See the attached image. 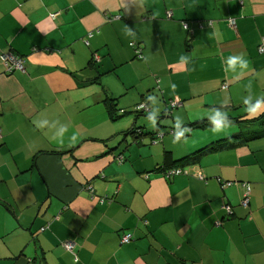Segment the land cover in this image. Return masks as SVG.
<instances>
[{"label": "crops", "instance_id": "1", "mask_svg": "<svg viewBox=\"0 0 264 264\" xmlns=\"http://www.w3.org/2000/svg\"><path fill=\"white\" fill-rule=\"evenodd\" d=\"M261 46L264 0H0V51L25 60L24 72L0 64V264H264V142L203 156L189 175L155 172L164 150L178 157L234 129L176 140L170 128L264 110ZM241 54L248 66L226 70ZM137 124L147 133H124ZM73 145L32 164L37 149Z\"/></svg>", "mask_w": 264, "mask_h": 264}, {"label": "trees", "instance_id": "2", "mask_svg": "<svg viewBox=\"0 0 264 264\" xmlns=\"http://www.w3.org/2000/svg\"><path fill=\"white\" fill-rule=\"evenodd\" d=\"M88 37H89V35H88ZM84 42L86 44L88 43V41L86 39ZM2 54H8V55L11 54V55L21 59L22 67L21 68H15L14 67L13 69H10V70H7L4 66V64L0 62V64L4 68V70L7 71L6 73H13V72H17V71L24 72V61L25 60H24L23 56L15 54L11 51H0V58H1ZM100 74L101 73L98 72L94 77L89 78L86 81L88 83H98L99 84V75ZM104 95H105L104 102H105V106L107 108L108 115H109L110 119L115 120V119L119 118L121 116V113H123L124 110H120L121 113L117 114V111H116L117 108L115 105L116 99L108 96L106 93H104ZM145 103H146V106H148L147 102H145ZM135 112L138 113L137 115H139V116H141V115L144 116V115H148L149 110L145 111V110L135 109ZM221 112H223V111H221ZM212 118H213V116L205 117L202 119L192 121L190 123H185L183 125L174 126V127L170 128L169 132H171L173 134V136L176 137L177 133L182 131L183 136H186L190 133V130L192 128H203V127H206L208 125H213ZM225 120H226V125H228V124L233 125V127H234L233 131H231V132H229L226 135H223L221 137H217L216 139L210 141L209 143H207L203 146H200L199 148H197L193 151L186 152V153H184L178 157H174L171 150H164L163 151V163L161 162L160 164L156 165L155 172L156 171L161 172L163 174V177L166 179H168L172 176H175V175H189V174L193 173V172H191L192 168H194V169L197 168L195 166H197L199 164V161H200L201 157H203V156L215 153L217 151L234 149V148L241 146V145L264 142V110L261 113L256 114V115L239 114L236 116H231V115L225 113ZM160 126L161 125H159V128L157 127L156 130L153 131L152 133L150 131L148 132V134L154 135V137L152 138V141H154V139H156V138H157V140L160 139V137L164 134L162 131H160V129H162V127H160ZM143 128H144L143 125L137 124V125L130 127L129 129L125 130L124 133H131L133 136L138 137L140 135V133H147V132L143 131ZM135 139H137V138H135ZM118 147H119V145L115 148V150H117ZM74 148H75V146L73 145V146H69L66 149L58 148L55 146L37 149L32 155V164H33L34 158L38 154H41V153L63 154L66 152H72ZM117 157L119 160H122V158H124L123 153L121 151H118ZM171 170H178L179 173H171L170 174L168 171H171ZM193 171H195V170H193ZM196 171H199L201 173L202 178H200V176L198 175L199 172L195 173L194 176L198 179L204 180L205 176L202 173V171L199 169H196ZM236 182L239 184L242 183V181L238 182L237 180H227L224 183L227 185H231V184L236 183ZM225 206H229V208L231 209L229 204H226ZM227 213H229V212H227ZM127 233H129L131 235V240H133L132 234L130 232H127ZM120 239H121V237H120ZM66 241L74 242L72 239H64L60 243V245L62 246L63 249L74 253L73 250L75 248L76 243L74 244L72 249L69 250V249H66L64 247V243ZM121 244H125V243H121Z\"/></svg>", "mask_w": 264, "mask_h": 264}, {"label": "built area", "instance_id": "3", "mask_svg": "<svg viewBox=\"0 0 264 264\" xmlns=\"http://www.w3.org/2000/svg\"><path fill=\"white\" fill-rule=\"evenodd\" d=\"M166 14H167V17L168 18L171 17V11L170 10H168ZM227 23H228L229 26L234 27L235 26V20H234V18H228L227 19ZM183 27L187 28V25H186L185 22L183 23ZM88 35L90 36L91 34H88ZM130 45L134 47V50L136 52V57L137 58H142L141 48L139 46H136L134 42H131ZM258 51L259 52H263L264 51V47H262V46L259 47L258 48ZM0 62L4 64V66H5V68L7 70L13 69L14 67L15 68H21L22 67V65H21V59L18 58V57L13 56L11 54H9V55L8 54H2L1 55V58H0ZM221 87L222 88H226V84L222 85ZM179 104H180V102L178 100H175L174 99V100H171L170 107L171 108H174V107H176ZM136 109L148 111L149 110V107L146 106L145 101H142V102H140L136 106ZM168 172L170 174L171 173H179L178 170H171V171H168ZM198 175L200 176V178H202L201 173H199ZM248 195H249V188L246 187V192L244 193L243 198L241 199V204L244 205V206L248 202ZM224 207L227 210V212H230L229 206H224ZM130 240H131V235L126 232V233H124L121 236L120 242L121 243H128V242H130ZM73 246H74V243L72 241H66L64 243V247L66 249H69L70 250V249H72Z\"/></svg>", "mask_w": 264, "mask_h": 264}, {"label": "clouds", "instance_id": "4", "mask_svg": "<svg viewBox=\"0 0 264 264\" xmlns=\"http://www.w3.org/2000/svg\"><path fill=\"white\" fill-rule=\"evenodd\" d=\"M128 34L133 35L134 33L132 32L131 29H128ZM182 60L186 59L184 57H181ZM226 64V70H232L235 71L237 67L243 69L248 66V61L245 59L244 55H234V56H229L226 58L224 61ZM154 99V98H153ZM262 104L260 102H257L254 106H250L248 108V112L250 115H255L258 114V111L261 109ZM155 113L152 114L150 117L152 124L154 125L155 120H154ZM43 123H47V121H44ZM212 123L214 127L212 128L213 132H220L224 128H226V120H225V113L221 111H216L215 115L212 118ZM65 131L64 127H61L59 132L62 134ZM183 136V132H178L176 136V140H179Z\"/></svg>", "mask_w": 264, "mask_h": 264}, {"label": "rangeland", "instance_id": "5", "mask_svg": "<svg viewBox=\"0 0 264 264\" xmlns=\"http://www.w3.org/2000/svg\"><path fill=\"white\" fill-rule=\"evenodd\" d=\"M207 24H208V25H210V24H211V22H209V23H207ZM129 114H130V113H129ZM129 114H127V115H129ZM123 117H124V116H123ZM123 117H122V118H123ZM143 117H144V116H143ZM122 118H121V119H122ZM121 119H119V120H121ZM186 137H188V138H189L190 136H186ZM207 143H208V142H207ZM203 145H205V144H203Z\"/></svg>", "mask_w": 264, "mask_h": 264}, {"label": "bare ground", "instance_id": "6", "mask_svg": "<svg viewBox=\"0 0 264 264\" xmlns=\"http://www.w3.org/2000/svg\"><path fill=\"white\" fill-rule=\"evenodd\" d=\"M177 106H179V105H177ZM177 106H176V107H177ZM174 108H175V107H174ZM73 243L75 244V242H73ZM75 260H76V257H75Z\"/></svg>", "mask_w": 264, "mask_h": 264}]
</instances>
